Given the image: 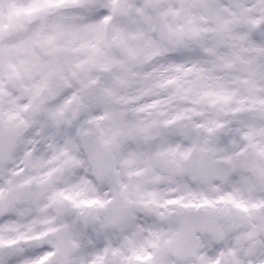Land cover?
Returning <instances> with one entry per match:
<instances>
[{"label": "clouds", "instance_id": "clouds-1", "mask_svg": "<svg viewBox=\"0 0 264 264\" xmlns=\"http://www.w3.org/2000/svg\"><path fill=\"white\" fill-rule=\"evenodd\" d=\"M0 241L264 264V0H0Z\"/></svg>", "mask_w": 264, "mask_h": 264}, {"label": "snow or ice", "instance_id": "snow-or-ice-1", "mask_svg": "<svg viewBox=\"0 0 264 264\" xmlns=\"http://www.w3.org/2000/svg\"><path fill=\"white\" fill-rule=\"evenodd\" d=\"M0 243H2V241H0ZM9 255L10 254L5 253L3 248L0 247V264H9ZM23 264H44V260L41 259L38 262L25 260V261H23Z\"/></svg>", "mask_w": 264, "mask_h": 264}]
</instances>
